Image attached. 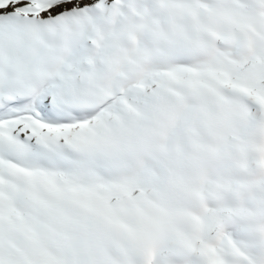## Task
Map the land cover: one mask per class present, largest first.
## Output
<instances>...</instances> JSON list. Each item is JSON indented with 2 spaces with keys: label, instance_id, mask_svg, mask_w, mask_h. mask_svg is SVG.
Wrapping results in <instances>:
<instances>
[{
  "label": "snow or ice",
  "instance_id": "obj_1",
  "mask_svg": "<svg viewBox=\"0 0 264 264\" xmlns=\"http://www.w3.org/2000/svg\"><path fill=\"white\" fill-rule=\"evenodd\" d=\"M0 264H264V0H0Z\"/></svg>",
  "mask_w": 264,
  "mask_h": 264
}]
</instances>
